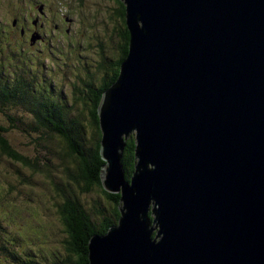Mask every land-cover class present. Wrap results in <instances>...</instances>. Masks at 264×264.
Returning a JSON list of instances; mask_svg holds the SVG:
<instances>
[{
	"label": "water",
	"instance_id": "95a60500",
	"mask_svg": "<svg viewBox=\"0 0 264 264\" xmlns=\"http://www.w3.org/2000/svg\"><path fill=\"white\" fill-rule=\"evenodd\" d=\"M121 1L129 50L97 107L120 217L88 264H264V0Z\"/></svg>",
	"mask_w": 264,
	"mask_h": 264
},
{
	"label": "rangeland",
	"instance_id": "374dc122",
	"mask_svg": "<svg viewBox=\"0 0 264 264\" xmlns=\"http://www.w3.org/2000/svg\"><path fill=\"white\" fill-rule=\"evenodd\" d=\"M41 1L43 0H0V18L11 24L13 17H23L29 4L43 9ZM59 2L61 9L69 16L74 14L78 20L69 35L61 40L50 36L44 42L42 54L35 51L34 56L27 52L19 53L14 48L15 39L12 35L13 40L3 37L0 39V49L3 55L7 53L11 61L20 68L33 75L38 73L34 77L37 80L30 82H38L44 90V80L57 93H62L61 104L66 107L68 121L81 128L85 146H90L94 140L93 128L86 117L83 102L74 100L72 86L77 83L75 74L88 70L78 66L94 64L91 58L102 56L105 49H108L112 57L115 54L114 44L118 39L109 40L107 32L110 29L105 28V25H109L112 4L107 0ZM73 34L79 41L84 36V43L75 46L76 42L70 37ZM90 35L96 36V43L89 39ZM7 45L12 47L8 48ZM69 47L74 49L68 51ZM117 53L118 51L116 55ZM29 59L33 61L30 62ZM37 63L42 65L38 66ZM89 73L95 75L94 70ZM77 85L82 84L79 82ZM20 111L23 115L19 114L18 117L19 129L9 131L6 138L16 151L37 160L30 166H23L0 155V246L6 249L5 252L0 251V264H47L44 258L47 257L49 263L53 261L59 246L57 238L62 237L57 232L59 228L54 208L56 199L62 204L65 201L57 188L62 186L66 193L70 192L66 185L72 180L64 168L72 169L75 164L64 154L65 147L56 133L44 129L35 130L28 108L24 111L18 107V112ZM15 112L12 106L0 111V124L8 125L7 114ZM31 141L34 142L33 145H30ZM73 193L75 197L83 198L87 204L92 198V194L81 195L74 187ZM99 202L104 207L108 204L103 197H99ZM95 219L98 220L97 217ZM99 224L98 221L97 225ZM32 226L34 227L27 231Z\"/></svg>",
	"mask_w": 264,
	"mask_h": 264
},
{
	"label": "trees",
	"instance_id": "16d2710c",
	"mask_svg": "<svg viewBox=\"0 0 264 264\" xmlns=\"http://www.w3.org/2000/svg\"><path fill=\"white\" fill-rule=\"evenodd\" d=\"M112 4L109 16L110 29L107 32L108 39H118L114 44L115 54H109L108 49L105 53L95 58H91L94 64L78 66L89 71L83 70L75 74L76 84L72 86L75 101H82L85 114L93 128V143L85 146L82 130L72 121H68L65 105L61 104V94L51 86L49 87L43 80L46 89H41L40 84L30 82L35 81V75L29 73L27 81L21 76L13 80L12 91L7 87L0 88V111L12 106L15 113L7 114L8 125L0 124V155L7 159L19 162L23 166H30L37 158L30 159L16 151L8 142L6 135L12 129H19L18 107L24 111L29 110L32 115L35 130L44 129L56 133V137L65 147L64 154L71 158L75 166L72 169L64 168L70 179L66 187L70 190L66 193L62 186L57 189L60 191L64 203L63 206L58 200L55 203L54 213L56 221L64 229H71L78 232L82 238L74 250L65 255L63 264H88L87 259V239L92 234H105L112 225H118L120 217L118 207L120 197L117 194L106 192L101 184L100 170L103 161L99 154V128L97 118V107L105 92L117 79L120 72V62L125 58L128 46V34L125 29L124 16L125 9L121 0H107ZM10 23L0 18V39L6 37V31ZM106 47V46H105ZM118 51L117 55L116 52ZM77 53V52H76ZM75 53V54H76ZM93 68V69H92ZM81 86H78V83ZM23 115V114H22ZM34 142H30L33 145ZM134 140L129 138L123 152V168L125 178L128 179L134 166ZM65 186V185H64ZM73 187L81 195L92 194L90 202L87 204L83 198L75 197ZM99 197H103L108 203L106 207L99 202ZM98 218L96 220L95 218ZM100 222L97 225V222Z\"/></svg>",
	"mask_w": 264,
	"mask_h": 264
},
{
	"label": "flooded vegetation",
	"instance_id": "af4514ba",
	"mask_svg": "<svg viewBox=\"0 0 264 264\" xmlns=\"http://www.w3.org/2000/svg\"><path fill=\"white\" fill-rule=\"evenodd\" d=\"M41 3L44 6L43 9H38L36 6L29 4L23 17H13L6 33H4L6 34L5 39L13 40L11 35L14 36V48L19 53L27 52L34 56V52L36 51L41 54L45 40L49 39L50 36H55L61 40L62 37L70 34L75 21H78L74 14L66 17L58 12V0H43ZM70 37H73L76 46L79 43V38L74 34ZM91 38L92 36L90 35L89 39ZM7 47L10 48L12 45H7ZM19 76L27 81L29 72L14 64L9 55L7 53L3 55L0 49V88L7 87L12 91L13 80ZM62 205L65 206L66 204ZM62 231L68 235V238L59 239L58 242L67 254L71 250H74L81 240L76 231L63 228L59 233ZM66 254L63 257L59 254V259L54 264H63Z\"/></svg>",
	"mask_w": 264,
	"mask_h": 264
},
{
	"label": "clouds",
	"instance_id": "9594fccd",
	"mask_svg": "<svg viewBox=\"0 0 264 264\" xmlns=\"http://www.w3.org/2000/svg\"><path fill=\"white\" fill-rule=\"evenodd\" d=\"M61 3L59 2V0H58V4H57V9H58V12L62 15V16H66V17H69V15L65 12V10H63V9H61V7H59V5H60ZM122 4H123V2H122ZM123 6H124V4H123ZM125 9V8H124ZM124 24H125V16H124ZM110 25H112V24H110ZM110 25H105V28L106 27H108V26H110ZM125 29H126V24H125ZM126 31H127V29H126ZM127 34H128V32H127ZM92 36V38L90 39V40H92V41H95L94 43H96V36L94 35H91ZM80 40V39H79ZM84 36H82V41H79V43H77V45L76 46H78V45H82L83 43H84ZM128 42H129V37H128ZM75 47V46H74ZM74 47L73 48H68V51H70L71 49H74ZM42 54V53H41ZM43 56H45V53H44V55ZM62 57V56H61ZM29 61L30 62H32L33 60L32 59H29ZM122 62V61H121ZM120 62V63H121ZM39 65H42L41 63H38V66ZM31 73V72H30ZM36 75L38 74V73H35ZM33 75V74H32ZM35 75V76H36ZM38 77V76H37ZM56 201H57V199H56ZM62 204V203H61ZM65 204V203H64ZM112 226H114V225H112ZM112 226H110V227H112ZM34 226H32L31 228H29L27 231H29V230H31L32 228H33ZM58 233H59V231L60 230H63V228L60 226L59 227V224H58ZM109 230V229H108ZM60 235H62V237H58L57 238V242H58V240L59 239H64V238H68V235L66 234V233H64L63 231L61 232V233H59ZM77 234H78V232H77ZM106 234V233H105ZM93 235V234H92ZM97 235H99V234H97ZM101 235H104V234H101ZM78 236H79V238H80V240H81V242H82V238H81V236L78 234ZM58 244H59V242H58ZM0 251L1 252H5L6 251V249H5V247H2V246H0ZM63 252V253H62ZM59 254L63 257V255L64 254H66L65 252H64V250H63V248H62V246H60V244H59V246H58V251L57 252H55V254H54V256H53V261H51L50 263L48 262L49 260H48V258L47 257H45L44 258V260H45V262L47 263V264H54L56 261H57V259H59ZM63 254V255H62Z\"/></svg>",
	"mask_w": 264,
	"mask_h": 264
}]
</instances>
